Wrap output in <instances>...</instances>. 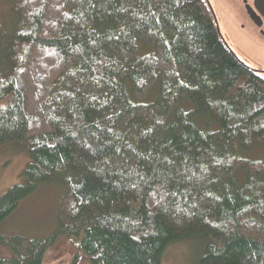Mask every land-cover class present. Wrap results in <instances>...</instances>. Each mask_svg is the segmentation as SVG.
Masks as SVG:
<instances>
[{
  "label": "trees",
  "instance_id": "16d2710c",
  "mask_svg": "<svg viewBox=\"0 0 264 264\" xmlns=\"http://www.w3.org/2000/svg\"><path fill=\"white\" fill-rule=\"evenodd\" d=\"M0 26V148L21 182L0 224L40 187L56 227L0 237V264H264V74L221 38L205 0H13ZM260 152V153H259Z\"/></svg>",
  "mask_w": 264,
  "mask_h": 264
},
{
  "label": "rangeland",
  "instance_id": "374dc122",
  "mask_svg": "<svg viewBox=\"0 0 264 264\" xmlns=\"http://www.w3.org/2000/svg\"><path fill=\"white\" fill-rule=\"evenodd\" d=\"M217 22L220 34L236 57L246 66L264 72V47L249 39L239 26L217 5L208 0ZM16 20L13 0H0V26L9 28ZM261 50L263 53H258ZM260 153V152H259ZM28 161L21 144H7L0 148V196L10 187L21 182L20 174ZM60 189L54 185L40 187L29 198L20 202L16 211L0 224V237L20 236L28 239L50 234L56 227V206ZM205 242L199 239H185L170 244L161 264H200ZM11 253L0 246V260L10 258Z\"/></svg>",
  "mask_w": 264,
  "mask_h": 264
},
{
  "label": "flooded vegetation",
  "instance_id": "af4514ba",
  "mask_svg": "<svg viewBox=\"0 0 264 264\" xmlns=\"http://www.w3.org/2000/svg\"><path fill=\"white\" fill-rule=\"evenodd\" d=\"M216 3L229 16L232 25H238L240 32L245 31L249 39L264 47V0H216Z\"/></svg>",
  "mask_w": 264,
  "mask_h": 264
},
{
  "label": "water",
  "instance_id": "95a60500",
  "mask_svg": "<svg viewBox=\"0 0 264 264\" xmlns=\"http://www.w3.org/2000/svg\"><path fill=\"white\" fill-rule=\"evenodd\" d=\"M206 1V3H207V5H208V7H209V9H210V11L213 13V15H214V19H215V22H216V26L218 27V31H219V34H220V30H219V25H218V22H217V19H216V17H215V14H214V12H213V10H212V8H211V6H210V4H209V2H208V0H205ZM220 36H221V34H220ZM221 38H222V36H221ZM223 39V38H222ZM225 42V41H224ZM225 45L227 46V44L225 43ZM228 47V46H227ZM229 48V47H228ZM230 50V49H229ZM231 51V50H230ZM232 52V51H231ZM233 53V52H232ZM261 73H263L264 74V72H262L261 71Z\"/></svg>",
  "mask_w": 264,
  "mask_h": 264
}]
</instances>
